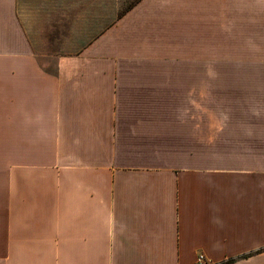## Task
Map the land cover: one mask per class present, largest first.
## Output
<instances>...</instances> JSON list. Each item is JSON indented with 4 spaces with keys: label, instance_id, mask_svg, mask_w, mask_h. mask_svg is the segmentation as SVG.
Returning a JSON list of instances; mask_svg holds the SVG:
<instances>
[{
    "label": "crops",
    "instance_id": "0c3cea01",
    "mask_svg": "<svg viewBox=\"0 0 264 264\" xmlns=\"http://www.w3.org/2000/svg\"><path fill=\"white\" fill-rule=\"evenodd\" d=\"M57 14L0 0V264H264V121L208 155L174 117L260 77L264 0H140L85 41Z\"/></svg>",
    "mask_w": 264,
    "mask_h": 264
},
{
    "label": "rangeland",
    "instance_id": "374dc122",
    "mask_svg": "<svg viewBox=\"0 0 264 264\" xmlns=\"http://www.w3.org/2000/svg\"><path fill=\"white\" fill-rule=\"evenodd\" d=\"M48 1L50 8L58 10L57 26L59 29L63 25L64 40L67 42L78 39L85 41L88 38V33L82 30L79 33L72 26L92 24L98 29L107 26L108 21L112 26H118L123 15L140 0ZM60 9L63 10L62 17L59 16ZM89 10L94 11V17H89L87 13ZM103 15L106 16L105 19ZM131 24L132 22L128 23V25ZM116 30L115 41L120 42L124 35L118 32L119 29ZM256 72L260 77L255 81H208L207 91L203 88L200 91V82H195L191 89V96H187L190 93L189 90L185 91L187 95L184 96L183 89L181 94H177L179 95L176 96L177 110L174 114L176 127L183 131L185 122V127L191 134L189 135L191 143L186 145V148L196 152L199 147L205 146L202 143L206 141L208 155H212L216 145L214 144L216 135L221 131L222 125L224 138L227 139L232 132L241 134L245 131V126L264 121V65H257ZM162 116L166 119L167 114Z\"/></svg>",
    "mask_w": 264,
    "mask_h": 264
},
{
    "label": "built area",
    "instance_id": "2783aa9c",
    "mask_svg": "<svg viewBox=\"0 0 264 264\" xmlns=\"http://www.w3.org/2000/svg\"><path fill=\"white\" fill-rule=\"evenodd\" d=\"M195 264H205L203 256H199L196 260Z\"/></svg>",
    "mask_w": 264,
    "mask_h": 264
},
{
    "label": "trees",
    "instance_id": "16d2710c",
    "mask_svg": "<svg viewBox=\"0 0 264 264\" xmlns=\"http://www.w3.org/2000/svg\"><path fill=\"white\" fill-rule=\"evenodd\" d=\"M131 6H132V5H131ZM131 6H130V7H131ZM130 7H129V8H130Z\"/></svg>",
    "mask_w": 264,
    "mask_h": 264
}]
</instances>
